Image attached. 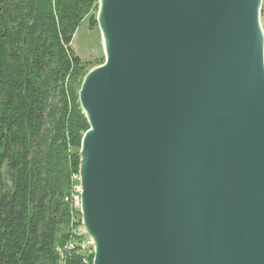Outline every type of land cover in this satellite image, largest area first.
<instances>
[{
	"label": "water",
	"instance_id": "obj_1",
	"mask_svg": "<svg viewBox=\"0 0 264 264\" xmlns=\"http://www.w3.org/2000/svg\"><path fill=\"white\" fill-rule=\"evenodd\" d=\"M261 0H99L82 80L92 264H264Z\"/></svg>",
	"mask_w": 264,
	"mask_h": 264
},
{
	"label": "trees",
	"instance_id": "obj_2",
	"mask_svg": "<svg viewBox=\"0 0 264 264\" xmlns=\"http://www.w3.org/2000/svg\"><path fill=\"white\" fill-rule=\"evenodd\" d=\"M98 2L0 0V264H92L73 234L89 129L78 92L104 59L71 43L85 19L97 28Z\"/></svg>",
	"mask_w": 264,
	"mask_h": 264
},
{
	"label": "rangeland",
	"instance_id": "obj_3",
	"mask_svg": "<svg viewBox=\"0 0 264 264\" xmlns=\"http://www.w3.org/2000/svg\"><path fill=\"white\" fill-rule=\"evenodd\" d=\"M259 22L264 36V0H261L260 4ZM71 49L83 62L103 57L100 32L98 28H90L88 19H85L74 33Z\"/></svg>",
	"mask_w": 264,
	"mask_h": 264
},
{
	"label": "built area",
	"instance_id": "obj_4",
	"mask_svg": "<svg viewBox=\"0 0 264 264\" xmlns=\"http://www.w3.org/2000/svg\"><path fill=\"white\" fill-rule=\"evenodd\" d=\"M74 202V200H73ZM75 207V205H74ZM73 234L77 236H81V242L78 243L77 248L80 254L85 256V259L93 257V254L90 253V250L86 248V237L83 227L78 228L77 230H73ZM74 249V246L70 243V250Z\"/></svg>",
	"mask_w": 264,
	"mask_h": 264
},
{
	"label": "bare ground",
	"instance_id": "obj_5",
	"mask_svg": "<svg viewBox=\"0 0 264 264\" xmlns=\"http://www.w3.org/2000/svg\"><path fill=\"white\" fill-rule=\"evenodd\" d=\"M80 190H79V187H78V192H79ZM86 235V234H85ZM86 248L88 249V250H90V253L91 254H93V252H94V250H93V243H92V241L88 238V237H86ZM68 249H70V245H68Z\"/></svg>",
	"mask_w": 264,
	"mask_h": 264
}]
</instances>
